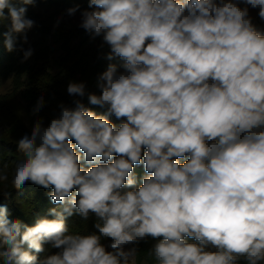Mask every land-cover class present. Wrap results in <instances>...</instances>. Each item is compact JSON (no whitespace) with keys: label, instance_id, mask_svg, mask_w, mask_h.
<instances>
[{"label":"clouds","instance_id":"1","mask_svg":"<svg viewBox=\"0 0 264 264\" xmlns=\"http://www.w3.org/2000/svg\"><path fill=\"white\" fill-rule=\"evenodd\" d=\"M243 3L264 19V0ZM25 6L0 0V22L5 9L11 19L10 52L13 33L34 26ZM89 8L80 27L102 36L107 59L120 58L124 71L109 64L97 79L100 94L83 82L67 87L103 115L76 99L17 142L12 187L51 189L57 207L49 209L54 218L29 226L0 206V261L129 264L151 237L156 264H264V32L249 8L238 0H89ZM42 107L43 97L34 114ZM137 165L146 173L139 186ZM74 215L94 217L95 231L70 232ZM45 245L60 251L38 259Z\"/></svg>","mask_w":264,"mask_h":264},{"label":"trees","instance_id":"2","mask_svg":"<svg viewBox=\"0 0 264 264\" xmlns=\"http://www.w3.org/2000/svg\"><path fill=\"white\" fill-rule=\"evenodd\" d=\"M11 2L16 8L25 6L19 0H11ZM77 5L79 6L78 12L82 13L85 10H92L89 8V0H34V4L25 6L27 8L26 18L33 20L34 26L24 33H13L14 49L11 52L7 50L4 43V34L11 29V19L8 10H4L6 19L0 22V79L9 76L17 79L24 72L30 73L28 83L25 85L26 89L21 94L26 102H38L43 97L44 103L45 100L47 102L53 99L51 97L55 98V96L61 95L63 96L61 102L64 106L74 107L73 101L81 99L85 106L91 109L92 105L88 102L87 96L81 98L71 96L67 92L74 70H79L82 59H86L88 56V53H86L88 51L83 50V47L85 44L92 45L91 40H89L91 35L85 29L78 27L76 24H62L59 20L61 18H58L68 9ZM25 36L27 37V42H24ZM55 49L61 50L62 53L60 58L54 61L57 67L55 74L52 75L47 69L41 70V67L34 68L39 60H47ZM28 50L32 51V55L25 59L24 52ZM38 70L40 71L37 72ZM35 74H37L36 78L34 77ZM45 111L43 110V112ZM60 111L61 108L56 113L55 118L59 116ZM48 116H50L49 113ZM5 137L0 134V163L13 160L15 153L16 155L21 154L17 152L19 151L17 142L20 139L12 142L11 139ZM83 166L87 167L86 164ZM136 167L137 171L144 169L143 166ZM12 176L7 183L0 185V189H5L10 193L7 197L0 193V206L8 208L9 219H19L23 223L32 226L39 218H54L49 215V209L57 207L48 196V192L51 189H43L27 182L22 188L17 190L12 187ZM136 177L137 185L139 186L142 180L138 176ZM94 219V217H91L89 220L83 221L79 216L74 215L68 218L67 223L70 232L88 234L95 231L93 228ZM148 239L154 240L151 237ZM45 249V252L35 253L38 259H43L46 255L60 251L59 249L51 248L49 245H45ZM153 263V260L149 259V264ZM0 264H3V261H0Z\"/></svg>","mask_w":264,"mask_h":264},{"label":"rangeland","instance_id":"3","mask_svg":"<svg viewBox=\"0 0 264 264\" xmlns=\"http://www.w3.org/2000/svg\"><path fill=\"white\" fill-rule=\"evenodd\" d=\"M238 2L240 7L249 8V16L252 20L253 25L258 30L264 32V19L260 18L258 15L259 9L252 8L251 6L244 4L243 0H238ZM58 18H61L59 20L62 24L71 23L76 24L78 25V27H80L82 21V13L77 11L74 15L70 16L68 15V11H66ZM89 40H91L92 45L90 46L85 44V46L83 47V50L88 51L86 52L88 53V56L86 59H82L79 70H74V75L71 78V82H83L86 85L87 91L100 94V90L96 87L98 76L107 70L109 64H116L118 72H123V61L118 57H114L112 60L107 59L108 54L111 52V48L107 43L103 41L102 36L95 38L90 37ZM61 54V50L55 49L51 56L48 57L50 59L47 58V60H39L34 68L41 67V70L47 69V71L52 75L55 74L57 72V67L54 64V61L57 58H60ZM39 71L40 70H38L37 72ZM48 72L46 73L48 74ZM29 77L30 73L24 72L17 79H13V77L10 76L0 79V132H2L0 134L6 136L5 138L7 139H11L12 142L21 139L25 134L30 135L32 127L37 120H41L43 126L47 127L50 124L51 120L55 118V115L60 110V106L62 104L61 100H63V96L57 95L55 96V98L51 97L53 99H50L47 102L45 100L40 111L34 114L33 110L35 109L37 102L29 101L28 103L23 99L21 95L26 89L25 85H27ZM34 77L36 78L37 74H35ZM45 102L48 106L47 109ZM91 109L92 111L94 110V112L98 115H103L106 111L104 108H101L97 105H92ZM43 110H46L47 112H43ZM48 113L50 114V116H48ZM109 119L116 125H119L122 122V120H118L115 116H110ZM21 158V154L16 155L15 153V157L13 158V160L0 163V168H2L5 164L7 165L6 171L8 173V179L14 173L15 162ZM181 162H183V160ZM137 170L138 169L135 166L134 174L142 180V177L146 173H143L145 172L144 169L141 171ZM5 183H0V185H3ZM103 243L108 244L110 243V241L104 240ZM155 243L156 241L148 238L146 241H141L137 246V252L130 257L129 264H149V259H152L154 262L153 264H156L154 258L150 255V250ZM128 247L132 246L130 245Z\"/></svg>","mask_w":264,"mask_h":264}]
</instances>
